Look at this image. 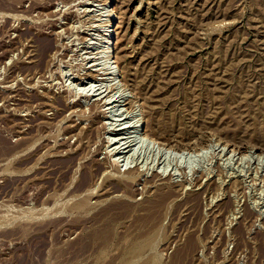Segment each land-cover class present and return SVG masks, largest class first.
<instances>
[{
	"label": "rangeland",
	"instance_id": "374dc122",
	"mask_svg": "<svg viewBox=\"0 0 264 264\" xmlns=\"http://www.w3.org/2000/svg\"><path fill=\"white\" fill-rule=\"evenodd\" d=\"M98 1L0 0V264H264V0Z\"/></svg>",
	"mask_w": 264,
	"mask_h": 264
},
{
	"label": "bare ground",
	"instance_id": "6f19581e",
	"mask_svg": "<svg viewBox=\"0 0 264 264\" xmlns=\"http://www.w3.org/2000/svg\"><path fill=\"white\" fill-rule=\"evenodd\" d=\"M98 2H100L98 5L102 7V8H100V10H104L105 8H107V5L109 3L108 0H100ZM111 16H112V11H110V14L108 13V18H106L107 20L105 21L106 23L103 25L104 33L102 35H100V41H99V42L103 43L102 44L103 46H100L101 48H100L99 52L96 53V56H95L94 60L99 62L98 64L101 66L102 73L100 75L104 76L107 79L115 80V78H117V76H118V71H117V66L115 64L116 62L113 60V58H114V50H112L111 47H110V43H111L110 39H111V36H112L111 35L112 31H110L111 23H112ZM102 80L103 79H101V82H100L101 84H102ZM94 85L95 84H93V83H92V85H90V87H89L90 91L95 89V87H97V86H94ZM98 87H99L98 89L100 90L101 89L100 84L98 85ZM95 91L96 90L92 91L93 94H94ZM97 95H100V94H97ZM105 103H106V105L108 107V113L107 114H109L110 117L115 118V120H112V121H115V122L121 121L124 118H126V116L128 114L130 115L128 121L126 122V124H127V126H126L127 127L126 135L128 136V139H129L128 143H131V144L133 143L132 144V148L136 145V144H134V142L137 141V142L140 143V142H143L146 139V136L143 133L142 113L140 112L141 111L140 109H138L137 112H136L137 107H135V106L134 107L136 109L132 108L131 111H129L128 109L127 110L123 109L124 107L121 106L119 96L115 97V94L113 96L111 95V97L108 98ZM122 139H126V138H119V140L116 141L114 144L119 143V141L122 140ZM123 144L118 145V146L115 145V147H112V149L110 150L113 153V155L115 156L113 158L115 160H113V161L114 162L116 161V163L119 162V161L123 162L124 160H127L128 158H130V156L132 157L133 154H134V152H133L134 149H131V147H130L131 145H129L128 146L129 147L128 150L125 151V148L121 147ZM127 153H131V154L127 155ZM117 155H119V156H117ZM126 164H124V165H126Z\"/></svg>",
	"mask_w": 264,
	"mask_h": 264
}]
</instances>
